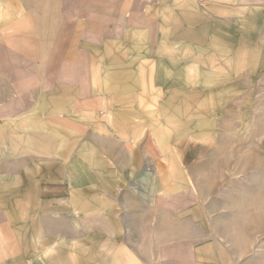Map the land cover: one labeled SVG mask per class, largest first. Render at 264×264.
<instances>
[{
	"label": "rangeland",
	"instance_id": "rangeland-1",
	"mask_svg": "<svg viewBox=\"0 0 264 264\" xmlns=\"http://www.w3.org/2000/svg\"><path fill=\"white\" fill-rule=\"evenodd\" d=\"M3 219L28 264H264V0H0Z\"/></svg>",
	"mask_w": 264,
	"mask_h": 264
},
{
	"label": "crops",
	"instance_id": "crops-1",
	"mask_svg": "<svg viewBox=\"0 0 264 264\" xmlns=\"http://www.w3.org/2000/svg\"><path fill=\"white\" fill-rule=\"evenodd\" d=\"M19 101L12 98L7 103ZM26 253V245L15 225L8 219L0 220V264H28Z\"/></svg>",
	"mask_w": 264,
	"mask_h": 264
}]
</instances>
